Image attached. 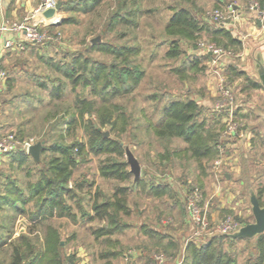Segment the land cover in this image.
Masks as SVG:
<instances>
[{
	"label": "rangeland",
	"instance_id": "obj_1",
	"mask_svg": "<svg viewBox=\"0 0 264 264\" xmlns=\"http://www.w3.org/2000/svg\"><path fill=\"white\" fill-rule=\"evenodd\" d=\"M125 1V8L119 12L122 16L131 18L128 23H111L112 12L119 8L120 0H101L93 11L86 13L55 11L59 21L54 26H50L53 17L43 18L37 14L38 19H43L41 22H47L50 29L60 32L59 39L36 44L27 42L24 49L11 50L6 56L7 60L1 63L10 87L0 93V141L8 134H16L18 123L23 122L22 141L33 138L34 143L40 141L44 146L54 141L85 144L67 184L74 193V197H69L68 202L72 204L76 222L66 217H53L31 226L27 221V212L33 208L34 199L24 205L23 214L17 215L9 207L0 209V233L3 232V236L6 229L13 227V238L23 233L30 238L31 243L39 247L47 234V227H51L55 233L53 235L61 243L59 251L63 264H104L107 259L113 264H142L139 258L134 257L146 238L139 227L144 217H150L152 222H159L158 219L162 217L159 230L171 232L177 225L184 228L182 236L176 238L178 248H174L176 252L172 256L165 255L159 249H152L154 260H157L155 255L162 253L161 264H181L185 245L183 239L190 234L192 227L185 222L187 213L183 200L193 187L199 189L200 204L205 208L206 218L211 226L226 216L242 223L251 222L253 217L249 188L258 196L260 205H264V88L250 86V79H257L253 57L256 50L261 48L246 46V37H238L232 32L238 38V43L229 42L221 35L213 38L205 31L196 33L194 38L167 33L165 26L172 11L179 6L192 10L198 7L195 5L196 0H192L193 3L191 0ZM241 1L243 10H249V0ZM198 2L202 6L201 12L197 11L196 16L207 24L217 25L209 16L216 8L224 16L227 15L226 28L230 26V19L236 17L231 4L226 6L224 2L219 3L217 0ZM228 8L232 10L231 13H228ZM129 10L134 12L129 15ZM254 16L256 18L255 13ZM247 19L255 25L253 16ZM236 25L242 27L237 21ZM96 36L99 40L91 42ZM172 38L179 39L178 44L182 50L178 57L173 58L166 55ZM199 41L223 47L228 54L220 60L218 66L214 65L212 57H204V50L197 45ZM79 53L90 60L103 61L106 65L126 66L131 72L122 74L101 95H93L89 86L84 87L78 83L73 87L55 68L57 65L63 66ZM123 57L126 61L122 60ZM195 58L198 61L196 67L187 63L183 66L184 61L189 63ZM229 64L234 68L231 69L232 65ZM237 70L241 73H237ZM53 80L63 83L59 99L49 96ZM39 81H43L46 88L39 87ZM5 82L7 84L6 80ZM220 82L230 88L234 96L232 118L225 107H216L224 100L218 88ZM117 87V93H112L113 88ZM102 95L105 96V111L101 113L102 116L105 115L106 119L110 113L113 116L118 114L117 125L123 124L124 130H116L108 123H99L100 118L95 113L79 112L77 96L85 97L87 103L94 100L92 108H99ZM187 97L199 98L205 102L204 105L200 104L198 120H214L210 134L224 143L226 154L219 168H215L213 163L218 152L194 159L184 152L185 143L181 138H160L153 132L154 125L163 116L162 105L173 98ZM91 121L101 134L106 133L105 138L117 140L118 148L112 144L105 149L91 148L87 132ZM229 122L234 123L233 134L226 132ZM125 145L139 162L138 180H134L129 171ZM14 149L25 151L18 143ZM214 149L217 150L216 144ZM10 151H0L1 194L6 193L7 178L16 179L19 188H25L24 183L35 179L37 170L51 154L46 149L41 150L37 165L30 155L22 164H17L9 157ZM113 160L123 163V167L129 172L127 179L118 180L100 175L99 166ZM27 169L31 170L29 175H26ZM226 172L229 173L228 178L224 177ZM120 186L127 188L126 199L130 213L125 216L117 215V219L127 222V226L109 235L96 236L95 230L105 228L107 223L97 218L87 220L83 213L92 212L90 206L95 199L112 200L115 188ZM157 187L171 190L173 196L169 199L172 202L180 195L181 208L177 204L170 210L167 206L170 201H162L165 200V194L157 196L158 199L148 195V188ZM25 194H28L26 190ZM78 204L81 209L77 207ZM165 215H170L172 220ZM30 229L32 230L29 232ZM221 246L224 251L234 254L237 264L255 259L261 250L264 251V244L258 245L256 237L250 240H224ZM108 250H115L117 253L115 256L104 257ZM130 251L133 252L131 256ZM9 254L7 244L0 247V264H9Z\"/></svg>",
	"mask_w": 264,
	"mask_h": 264
},
{
	"label": "trees",
	"instance_id": "obj_2",
	"mask_svg": "<svg viewBox=\"0 0 264 264\" xmlns=\"http://www.w3.org/2000/svg\"><path fill=\"white\" fill-rule=\"evenodd\" d=\"M60 1L62 2L60 10L82 11L86 13L93 11L101 0ZM120 1L119 8L112 12L111 23L118 21L128 23L131 21V18L120 14L119 10L124 9L126 4L125 0ZM132 12L134 11L129 10L128 14L131 15ZM50 26H54V24ZM165 30L171 35H183L187 38H194L196 33L205 31L211 34L213 38L217 35H221L229 42H239L238 38L233 36L228 28L203 22V20L197 18L186 6L176 7V9L172 11L166 23ZM178 40L179 39L172 38L170 46L166 51L167 56L173 58L180 55L182 50L179 47ZM204 53V57H211V54L208 52ZM125 59L124 57L122 58V60ZM186 63L191 67H196L198 61L196 58L189 63L186 60L183 62V66H186ZM231 65L232 64H229V66ZM55 68L59 70L64 78L72 83L73 87L78 83L82 84L84 87L89 86L90 92L93 95H101L102 91L109 87L117 78L122 77V74H130L131 72V69L126 66L118 67V64L106 65L103 61L90 60L84 54L80 53L72 56L71 60L65 62L63 66L57 65ZM232 68H234L233 65L231 66V69ZM123 69H125V71H123ZM237 73L240 74L241 72L237 70ZM7 79V84L5 82L4 88L0 90V93L6 89L8 90L10 87L9 79ZM121 81H123L122 78ZM250 81V86L261 87L258 79H250ZM38 85L41 88H46L43 81H39ZM62 89L63 83L53 80L52 86L49 89L50 98L59 99L62 96ZM117 91L118 87L115 89L113 88L112 93H117ZM100 97L101 106L99 108H92L94 100L87 103L85 97L79 98L77 96L76 103L80 104V106H77L79 112L87 114L95 113L98 115L97 117L100 118L99 123H108L116 130H124L123 124H120V126L117 125L118 114L113 116V114L110 113L106 119L105 115L102 116L101 113L105 111V96L102 95ZM200 106L201 105L193 97H187L185 99L173 98L169 100L161 107L163 116L154 125V134L160 138H181L185 143L183 148L184 152L188 153L189 156L194 159H200L201 157L210 155L212 152H218L214 149V144H217L218 141L210 134L214 120H212V122H206L205 118L198 120L197 116L201 113ZM87 132L91 139V148L105 149L109 144L118 148L117 140L105 138L94 122H89ZM13 136L16 140L22 141V136H24L23 122L18 123L16 134H13ZM84 148L85 144L82 142H70L65 144L54 141L47 144V146L42 145L41 150L44 151L46 149L50 151L51 154L42 167L37 170V176L32 181H26L24 183L25 188H19L16 179L7 178L5 184L6 193H0V209L9 207L12 208L17 215L23 214L25 212L24 205L34 199L32 203L33 208L27 212V221L31 226L44 223V221L53 217H66L76 222V214L72 208V204L68 202L69 197H74V193L72 188L68 187L67 184L72 175L73 167L77 162L76 160ZM9 157L11 160H15L17 164H22L24 160L29 157V154L21 149H14L9 152ZM38 161H35L36 165ZM30 171V169H27L26 175H29ZM99 171L100 175L103 177H111L118 180H125L129 175V172L123 167V163L116 162L115 160L101 164L99 166ZM76 188H81V186H76ZM25 190L28 194H25ZM126 191L127 188L123 186L115 188L112 200L97 201L95 199L90 206L92 212L90 214L83 213V215H86L87 220L97 218L98 220H105L107 223L105 228L100 227L95 230L96 236L103 234L109 235L127 226V222L117 219V215L125 216L130 213V207L126 199ZM146 191L148 195L156 197L162 196L163 194L169 197L173 196L171 190L168 188H148ZM77 207L80 209L82 208L80 204H78ZM2 227L4 228V226ZM31 230L32 229H30L29 232ZM5 231L6 234L4 236L3 232L2 234L0 233V247L6 244L9 247V264H63L59 251L61 243L57 236L53 235L55 233H53L51 227H47V234L41 243L42 245L40 244L39 247L31 243L30 238L23 233L13 238V227ZM145 233L148 234L152 243H149L151 244L150 246L149 244L144 245L145 249L143 256L145 261L143 264H161L159 261L153 259L152 249L154 248L159 249V251L164 254L166 253L165 255L167 256H172L174 252H176L175 250L178 248V244L175 243L172 237H166V234L150 229H146ZM255 237L258 245L264 244V232ZM224 240L233 241L235 238L233 239L224 234H218L210 236L205 242L199 245L193 242H187L184 245V254L181 264H237L236 258L233 256L234 254L222 249L221 244ZM174 248L176 249L174 250ZM115 253H117L115 250H108V253L105 254L104 257L115 256ZM72 256L73 254L71 257ZM104 264L113 263L110 259H107ZM244 264H264V251L261 250L255 259H249Z\"/></svg>",
	"mask_w": 264,
	"mask_h": 264
},
{
	"label": "built area",
	"instance_id": "obj_3",
	"mask_svg": "<svg viewBox=\"0 0 264 264\" xmlns=\"http://www.w3.org/2000/svg\"><path fill=\"white\" fill-rule=\"evenodd\" d=\"M57 0H41L36 8L41 17H44L43 12L47 8L54 7ZM248 9L250 12L256 14V20L261 24L264 23V0H249ZM228 13H231L232 10L228 8ZM212 18V21L215 22L218 26H225V21L227 20L226 16H224L218 8L213 9L209 14ZM51 19V18H50ZM48 20V19H47ZM43 19H38L36 16L29 15L24 17L20 21L8 22L3 21L0 23V31H11L10 36L5 37L3 41V46L5 48H15L22 50L25 48V44L27 42L36 44V43H45V42H53L59 39L60 32L53 31L47 26V22H41ZM51 24H55L59 21V16L55 12L53 15V20H51ZM14 33H20V38H16ZM199 47H201L204 52H208L211 54L212 64L217 65L221 63L220 60L224 58L228 53L223 47L217 46L213 43H205L203 41H199L197 43ZM218 66V65H217ZM6 73L0 66V90L4 88V83L6 80ZM218 88L223 96V102L217 105V108L225 107L228 111V115L232 118L233 113V101L234 96L226 85L223 82H220ZM232 126L234 123L229 122L227 125V134H233ZM20 144L24 150L27 152L28 147L34 143L33 138H28L25 141H18L15 139L13 134H8L0 141V151L7 152L16 147V144ZM216 148L218 153H222L224 151V143L222 141H218L216 144ZM219 158V157H218ZM219 159L215 161V165H218ZM185 209L187 220L190 223L191 230L190 234L185 239V244L187 242H193L196 245H199L205 242L210 236L216 234H226L237 230L243 223L239 222L235 218L231 216H226L223 219L216 221L212 226L206 218V210L201 206V194L197 187H193L190 189L189 193L184 197ZM212 227V228H211ZM133 254L132 251L129 252L131 256ZM156 259L161 263L163 259V255H155Z\"/></svg>",
	"mask_w": 264,
	"mask_h": 264
},
{
	"label": "crops",
	"instance_id": "obj_4",
	"mask_svg": "<svg viewBox=\"0 0 264 264\" xmlns=\"http://www.w3.org/2000/svg\"><path fill=\"white\" fill-rule=\"evenodd\" d=\"M41 0H0V23L3 21H8V22H12L15 20H22L24 17L29 16V15H33L36 16L38 14V12L36 11V8L39 4ZM211 1H215V0H211ZM225 0H217V2L219 3H223ZM198 7L190 10L191 8H188L190 11H193L194 14H197V11L201 12V4L198 2V0L195 1ZM194 2V3H195ZM191 3L192 0H191ZM225 5L227 6L228 4H231V7L235 9L236 12V17H234L233 19H230V26H228L227 28L230 30V32H232L233 35H237L238 37H246V46H250L252 45V48L255 46H259L262 52V56L264 58V24H261L259 21L256 20L254 13L250 12L249 10L244 11L243 10V5H242V1L241 0H227L224 2ZM192 12V13H193ZM253 16V21L255 20V25H252V23L250 21H248L247 18H251ZM236 21L239 22L240 26L242 27H238L236 25ZM245 31V33H244ZM12 32L11 31H0V66L1 63H4L7 58L6 56L9 54V52L11 50H15V48H5L3 46V41L5 37L10 36ZM16 38H20V33H14ZM241 35V36H240ZM244 37V38H245ZM240 39V38H239ZM27 46V44H25V47ZM245 53V52H244ZM243 54V53H242ZM196 101L199 104H203L205 102H202V99L199 98H195ZM219 157V158H218ZM226 158V154L223 151L222 153H217L216 158L214 159V162L219 159V163L218 165L214 164L215 168H219V166H221V164H223L224 160ZM224 177L228 178L229 177V173H224ZM179 195V194H178ZM156 199H158V197L153 196ZM150 198V197H149ZM171 197H169L168 195H165V200L162 201H170ZM153 199V198H151ZM180 195L179 197H175L173 202L170 201L168 202L167 206H169V209H173L174 207H176L177 204L180 205L179 208H181V201H180ZM154 204L156 202H153ZM156 205V204H155ZM156 207V206H155ZM166 216V215H165ZM164 217V216H163ZM160 218V217H159ZM162 218V217H161ZM160 218V219H161ZM166 218H170V215H167ZM160 219H158L159 222H157L156 220H154V222L150 221L152 220L150 217H144V221L139 223V227H141V231L144 232V236L146 238H144V243L142 244V246L140 247V249L138 250L137 256L134 257L135 258H139L140 262L143 264L144 263V245L152 243L150 238L148 237V234L145 233V230L150 229V230H155V231H160L163 234H166V237H172L173 240H177L176 238H178V236H182V232L184 230V228H182L181 226L177 225L174 226L171 230V232H167L166 230H159L158 226L160 225L159 223H161ZM172 220V219H171ZM185 222L188 224V220H187V216L185 215ZM155 224V225H152ZM164 227V226H161ZM184 244H185V239H183ZM146 242V243H145ZM151 244H149L150 246ZM183 251H184V247H183Z\"/></svg>",
	"mask_w": 264,
	"mask_h": 264
},
{
	"label": "water",
	"instance_id": "obj_5",
	"mask_svg": "<svg viewBox=\"0 0 264 264\" xmlns=\"http://www.w3.org/2000/svg\"><path fill=\"white\" fill-rule=\"evenodd\" d=\"M62 2L57 0L54 7L47 8L44 10L43 15L47 18L53 17L55 11H59ZM99 37L96 36L91 40V42L98 41ZM263 56L260 50H256L254 57H253V66L254 72L257 76L258 81L260 82L261 86L264 88V61ZM105 136L106 133L103 132ZM42 148V142L37 141L31 144L28 149L27 153L35 160H39L40 151ZM125 154L127 158V163L129 164V171L133 174L134 180L139 178L140 174V165L136 157L133 155L131 150L128 146H124ZM249 192V203H250V210L253 217L251 222H247L242 224L237 230L224 234L229 238L235 239H252L256 235L264 232V205H260L256 194L254 193L252 188L248 189Z\"/></svg>",
	"mask_w": 264,
	"mask_h": 264
}]
</instances>
